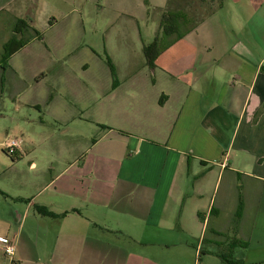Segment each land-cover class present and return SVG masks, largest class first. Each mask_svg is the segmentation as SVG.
<instances>
[{"label": "crops", "instance_id": "1", "mask_svg": "<svg viewBox=\"0 0 264 264\" xmlns=\"http://www.w3.org/2000/svg\"><path fill=\"white\" fill-rule=\"evenodd\" d=\"M211 3L153 69L107 55L114 87L76 22L50 12L39 30L28 0H0L4 118L27 166L0 169L16 245L0 264H264V0Z\"/></svg>", "mask_w": 264, "mask_h": 264}, {"label": "rangeland", "instance_id": "2", "mask_svg": "<svg viewBox=\"0 0 264 264\" xmlns=\"http://www.w3.org/2000/svg\"><path fill=\"white\" fill-rule=\"evenodd\" d=\"M167 5L168 0H28L24 19L34 20L39 30H42L41 21L50 12H54L60 23L76 22L78 51L92 49L106 62L107 55L142 57L143 47L157 36L160 26L157 9L165 10ZM190 6L191 9L185 4L183 11L192 13L195 9L194 12L199 11L202 16L206 9L199 6V0H192ZM10 102L11 97L0 89V169H27L25 164L15 166L5 150L6 141L21 137L9 130L11 123L4 118V108Z\"/></svg>", "mask_w": 264, "mask_h": 264}, {"label": "trees", "instance_id": "3", "mask_svg": "<svg viewBox=\"0 0 264 264\" xmlns=\"http://www.w3.org/2000/svg\"><path fill=\"white\" fill-rule=\"evenodd\" d=\"M192 0H169V6L166 10H164V14L161 18V26H160V32L158 33L157 38L155 41L149 45H145L143 47V53L147 60L148 65L151 69L155 67V61L158 58V56L166 50L168 47H170L172 44H174L177 40L181 39L183 36L188 34L192 29H194L205 17L209 16L212 12L213 4L211 1L213 0H199V6L200 7H206L205 11H203V15L200 16L199 11L194 12L195 9L192 11L185 10V4L188 6L189 9H191L190 2ZM182 7V8H181ZM195 15H194V14ZM199 15L196 17V15ZM191 15V16H190ZM21 24V23H20ZM18 23V30L19 25ZM23 24V23H22ZM10 53H6L2 59L3 65H5L9 59ZM107 62L110 66L112 76L114 78V87L117 85L116 80V69L113 66L111 60L107 57ZM102 128H108L105 126H102ZM7 152V151H6ZM13 161L17 160L16 155H10ZM5 197L7 195L5 193H2ZM22 200V199H17ZM37 211L47 217L57 218L59 217L58 214H55L51 211H49L47 208L38 206L36 207Z\"/></svg>", "mask_w": 264, "mask_h": 264}, {"label": "built area", "instance_id": "4", "mask_svg": "<svg viewBox=\"0 0 264 264\" xmlns=\"http://www.w3.org/2000/svg\"><path fill=\"white\" fill-rule=\"evenodd\" d=\"M20 144V139H12L5 144V150L9 155H14L20 147ZM0 248H2L9 257H12L16 252V245L10 243L7 239H0Z\"/></svg>", "mask_w": 264, "mask_h": 264}]
</instances>
